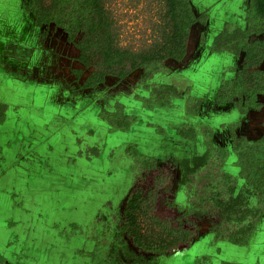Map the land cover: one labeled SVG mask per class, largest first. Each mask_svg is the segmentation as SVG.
<instances>
[{"label":"crops","instance_id":"crops-1","mask_svg":"<svg viewBox=\"0 0 264 264\" xmlns=\"http://www.w3.org/2000/svg\"><path fill=\"white\" fill-rule=\"evenodd\" d=\"M193 1L195 14L208 17L205 25L234 23L247 4ZM26 3L0 0V104L5 105L0 120V264H96V239L87 230L100 206L117 198L132 166L126 157L110 158L115 147L133 143L159 165L172 164L180 203L188 192L186 167L198 159L238 177L231 131L249 139L262 134L264 94L258 95V106L244 112L231 102L216 103L221 73L235 65L230 56L208 48L217 30L205 35L204 47H194L206 27L201 20L192 25L185 56L168 59L167 69L148 80L174 84L181 96L173 99L172 108L148 106L138 80L141 68L119 81L107 75L94 88H79L86 71L80 77L73 72L82 68L77 49L53 24L36 25ZM116 103L136 119L125 129L110 130L99 111ZM189 125L195 130L192 139L178 132ZM87 143L100 147L99 153L84 152ZM219 147L227 155L216 165ZM238 181L217 189L229 190ZM197 224L190 244L162 254L157 264H264V207L244 240L216 239L204 212L198 213Z\"/></svg>","mask_w":264,"mask_h":264},{"label":"trees","instance_id":"trees-1","mask_svg":"<svg viewBox=\"0 0 264 264\" xmlns=\"http://www.w3.org/2000/svg\"><path fill=\"white\" fill-rule=\"evenodd\" d=\"M26 11L33 14L36 25L52 23L75 45L77 58L90 69L81 87H95L106 75L123 78L137 67L142 68L140 80L145 81L165 69L168 58L180 60L184 56L190 26L197 19L189 0H27ZM245 20V28L226 26L214 36L211 44L213 50L243 54L234 77L224 78L216 93L218 104L231 101L240 111L256 105L257 94L264 93V70L259 67L264 60V36L252 37L264 32V0H249ZM129 21L134 25H129ZM180 94L174 85L158 83L152 86L144 102L148 106H164L170 103V98ZM4 108L5 105L0 104V111ZM99 116L108 123L110 130L125 129L136 119L120 103L110 110L101 109ZM179 133L190 139L195 136L191 126L180 128ZM231 136L238 177L215 170L212 176L215 186L227 188L241 179V183L253 192L254 206L264 207V132L252 140L233 132ZM124 151L137 167V177L150 179V183L144 197H141L143 189L140 187L132 193L122 209L114 239L129 237L139 248L162 254L189 244L198 226L188 210L176 211L171 217L180 227L177 236L168 233V238L159 236L156 241L141 233L135 211L140 206L137 200L154 201L157 180L162 179L166 166L157 165L154 158L141 154L132 143L126 144ZM93 154L98 151L94 150ZM214 154L217 162L214 164L218 165L219 159L226 158L227 150L215 148ZM211 230L215 231L216 239L225 235L218 227L211 226Z\"/></svg>","mask_w":264,"mask_h":264},{"label":"rangeland","instance_id":"rangeland-1","mask_svg":"<svg viewBox=\"0 0 264 264\" xmlns=\"http://www.w3.org/2000/svg\"><path fill=\"white\" fill-rule=\"evenodd\" d=\"M127 9L129 10L130 8L128 7ZM126 19L128 20V16ZM131 22L129 21V25H134ZM230 25L233 24L230 23ZM214 26L217 27L218 24H214ZM89 70L87 69L88 72ZM148 92L149 90H146L142 93L149 94ZM2 111L4 110H1L0 114H2ZM84 145L86 147H81V149L87 154H93L94 150H97L99 153L100 147H94L93 144L88 143ZM112 150L114 152L112 155L113 159H116L118 156L123 158L127 154L124 151V147H115ZM195 162L194 166L186 167V174L191 179V187L188 185V199L191 198L190 202L195 205L197 204L200 208L213 209L216 213L213 221L225 235L238 241L244 240L248 231L251 229L253 220L258 217L261 208L254 206L253 192L248 186H244L241 183L240 185L229 188V190L217 189L220 197L214 200L208 195L209 191L212 190L211 184H207L204 187L201 186V190L197 188L200 183L204 185V180L209 179L210 181L217 168L214 170L211 166H205L201 159ZM195 168L198 170L197 174L193 173L196 170ZM168 171L166 168L163 173L166 175ZM149 180L140 179L137 177L136 172L131 170L125 183L120 190H117V198L112 199L110 203L102 204L96 211V215L97 212L100 214L95 215L93 218L92 230H89V228L87 230L90 234L93 231L96 239V264H123V261L120 260L130 261L132 258H136V264H155L158 257L162 254L157 250L145 249V247L139 248L129 237L114 239L117 225L121 221L122 207L126 205L136 187L142 188L141 193H144L147 190ZM165 185L162 184L157 189V193L153 194L154 201H149L148 203L147 201L137 200L140 206L135 210L138 213L137 221L139 227L142 229L141 233L145 237L147 236L149 239L152 238L156 241L159 236L168 238L169 236L166 235L168 233L177 236L180 230L178 221L171 219L178 209L175 211V207L172 209V207L170 208V206L166 205L165 198L168 197L170 189L163 191Z\"/></svg>","mask_w":264,"mask_h":264},{"label":"flooded vegetation","instance_id":"flooded-vegetation-1","mask_svg":"<svg viewBox=\"0 0 264 264\" xmlns=\"http://www.w3.org/2000/svg\"><path fill=\"white\" fill-rule=\"evenodd\" d=\"M190 1V4H191V7H192V10H193V13L195 14V9H196V2H194L193 0H189ZM248 3H249V0H247V4L245 5V7H241V9H242V11H243V15H238L237 13L235 14V16H236V18H237V20H236V22H228V21H224L223 23H218V22H216V23H214V21H212V23L211 24H209V25H205V22H206V20L208 19V17H207V15L205 14V13H202L201 15H199V16H197L196 14H195V16L197 17V19L192 23V25L196 22V21H198V20H201L202 21V23H204L203 24V26L204 27H206V34H204V30L202 29L200 32H199V34L197 35V37H196V39H195V41H194V43H193V46L194 47H196V46H198V47H204V45H206L205 44V39H206V37H205V35H208V34H210V33H214V31L215 30H217V32H215V34H213L212 35V38H211V41H210V44L208 45V48L211 50V51H216V52H220L221 54H224V55H228V56H230L231 58H234L233 59V61H235V65H233V66H230V67H226V68H224V70L222 71V73H221V79H220V81H219V84L221 83V81L224 79V78H228V79H231V78H233L234 77V75H235V69L236 68H238V67H240V65H241V63H242V60H243V54L242 53H240L239 55H235V54H232V53H229V52H226V51H217V50H213L212 48H211V44H212V40H213V38H214V36L217 34V33H219L224 27H228V28H232V27H234V26H238V27H240V28H245L246 27V20H245V9H246V7L248 6ZM195 7V8H194ZM212 9H211V7H210V11H211ZM213 11V10H212ZM239 17L241 18V20L243 21V24L241 23V21L239 22ZM230 23H232L233 25H230ZM49 24H52V23H49ZM214 24H218V26L217 27H215L214 26ZM42 25V24H41ZM192 25L190 26V30H189V33H188V37H187V41H186V51H185V54H186V52H187V45H188V38H189V35H190V31H191V28H192ZM54 26V25H53ZM55 29H56V31H58L59 33H61L62 34V37L68 42V43H70V44H72L74 47H75V45L72 43V42H70V41H68L67 40V38H66V34H65V32H63L60 28H58V27H54ZM258 37V38H261V37H263L264 36V32L263 33H260V34H258V35H252V37ZM76 48V47H75ZM77 49V48H76ZM185 54H184V56H185ZM77 56H78V50H77ZM77 56H76V59L82 64V62L77 58ZM183 56V57H184ZM182 57V58H183ZM181 58V59H182ZM168 59H172V58H168ZM167 59V60H168ZM180 59V60H181ZM166 60V61H167ZM172 60H176V59H172ZM262 62H264V60L262 61ZM261 62V63H262ZM261 63H260V65H259V67L262 69V70H264L262 67H261ZM165 65H166V62H165ZM137 68H141V67H137ZM87 69H89V68H85L84 66H83V64H82V68L81 69H74V73H75V76L76 77H80V76H82V73H83V71H86L85 73H86V75H85V77L89 74V72H90V70H89V72L87 71ZM136 69V68H135ZM142 69V68H141ZM167 69V65H166V68L165 69H162V70H160V71H163V70H166ZM134 70V69H133ZM132 70V71H133ZM131 71V72H132ZM160 71H157V72H155L150 78H147L145 81H141L140 80V78H141V76H142V74H143V70H142V74L140 75V78L138 79L139 80V82L142 84V88H143V90L144 91H146V90H149V92H150V89L152 88V86L153 85H157L158 83H164V82H158V83H150L148 80L149 79H151L156 73H158V72H160ZM131 72H129L126 76H128ZM227 74H229V75H227ZM107 76V75H106ZM105 76V77H106ZM112 76H114V75H112ZM126 76H124L123 78H118L117 76H114V77H116L117 78V81H119V80H121V79H124ZM85 79V78H84ZM83 79V80H84ZM105 79V78H104ZM82 80V81H83ZM103 82V81H102ZM102 82H100V83H102ZM82 82H80L79 83V85H78V87L79 88H87V87H81L80 86V84H81ZM100 83H98V84H100ZM97 84V85H98ZM167 84H171V83H167ZM96 85V86H97ZM172 85H174V84H172ZM95 86V87H96ZM175 86V85H174ZM176 87V86H175ZM92 88H94V87H92ZM177 88V87H176ZM218 88H219V85H218V87H217V89H216V93H217V90H218ZM178 89V88H177ZM143 91V92H144ZM148 92V93H149ZM181 93V92H180ZM259 94H264V93H259ZM259 94H257V97H258V95ZM149 94H142L141 96H142V98L144 99L145 97H147ZM180 96H181V94H180ZM179 96V97H180ZM175 98H178V97H172V98H170V103L168 104V105H164V106H162V107H167V106H169V107H172L171 105H174V103H172V101H173V99H175ZM215 101H216V95H215ZM226 102H231V101H226ZM256 105H254V106H258V104H259V102H258V99H256ZM217 103V102H216ZM225 103V102H224ZM232 103V102H231ZM117 104V103H116ZM187 104H190V102H189V98L187 99ZM218 104V103H217ZM219 104H222V103H219ZM233 104V103H232ZM234 105V104H233ZM115 106V105H114ZM154 106V105H153ZM159 106V105H158ZM235 106V105H234ZM254 106H248L247 108H249V107H254ZM236 107V106H235ZM114 108V107H113ZM236 108H238V107H236ZM246 108V109H247ZM103 109V108H102ZM104 109H106V108H104ZM107 110H110V109H107ZM239 110V109H238ZM240 111V110H239ZM244 111H246V110H244ZM244 111H240V112H244ZM136 117V116H135ZM189 126H191V127H193L192 125H189ZM184 127V126H183ZM183 127H180V128H183ZM188 127V126H187ZM180 128H178V132H179V129ZM194 128V127H193ZM195 131V130H194ZM232 132L233 131H231V135H232ZM264 132V131H263ZM262 132V133H263ZM234 133V132H233ZM180 134V133H179ZM235 134V133H234ZM181 135V134H180ZM236 135V134H235ZM261 135V134H260ZM259 135V136H260ZM236 136H238V135H236ZM239 136H242V135H239ZM258 136V137H259ZM244 137H246V136H244ZM258 137H256V138H258ZM231 138H232V136H231ZM247 138V137H246ZM247 139H249V138H247ZM253 139H255V138H253ZM249 140H252V139H249ZM133 144V143H132ZM126 145V144H125ZM125 145L124 146H122V147H125ZM134 145V144H133ZM114 154V152H113V150H112V152L110 153V158H112V160L113 161H115V158L113 159V157H112V155ZM124 157H126V158H128V160H129V162H131L132 163V166H131V168H129V172L132 170H134L135 172H137L136 171V169H137V167L134 165V163H133V161H132V158H131V156L130 155H128V154H125V156ZM123 157V158H124ZM156 161V160H155ZM156 163H157V161H156ZM157 165H159L158 163H157ZM159 166H162V167H164V166H166V167H164V169H163V171L167 168L169 171H168V173L165 175L164 173H163V171H162V179H159V180H157V185H158V187L156 188V190H155V192L154 193H157V189H159L160 188V186L162 185V184H167V185H165L164 187H163V191H165V190H168V189H170V192H169V194H168V197H166L165 198V201H166V205L167 206H170V208L172 207V209L175 207V211H176V209H178V212H180V211H182V210H188L189 212H190V217H192L193 219H194V221H195V223L197 224V220H198V213H202V212H204V214H207L209 217H210V219H211V226H213V227H216L217 228V225L214 223V221H213V219H214V216H216V213H215V211L213 210V209H211V210H208V209H205V208H200V206H198L197 204L195 205L194 203H192V202H190V200H191V198H189L188 199V192H186V199L184 200V202L183 203H180V202H178V200H176V198H175V192H174V180H175V177H174V173H175V168L172 166V164H170V163H164V164H162V165H159ZM214 171V170H213ZM197 172H198V170L196 169V170H194V172L193 173H196L197 174ZM129 174V173H128ZM188 175L186 174V178H185V184L186 185H189L190 187H191V179L188 177ZM168 179V180H167ZM206 179V178H205ZM148 181V180H147ZM209 182H210V184L212 185V190L211 191H209V193H208V195L211 197V198H213L214 200L215 199H218L219 197H220V194H219V192L217 191V187L215 186V183H214V181H213V179H211V181H209V179H206V180H204V182H203V184L204 185H202L201 183L199 184V190H201L202 188H201V186H207V184H209ZM148 183V182H147ZM149 183H150V180H149ZM137 188V187H136ZM146 191L147 190H145L144 191V193H141V195L144 197L145 196V193H146ZM139 198V197H138ZM108 203H110V201L108 202ZM122 209H123V207H122ZM121 212H122V210H121ZM197 226H198V224H197ZM211 226H210V230H211ZM219 228V227H218ZM197 231H198V228H197ZM211 231H214V230H211ZM197 235V234H196ZM196 237V236H195ZM191 242V241H190ZM190 244V243H189ZM188 244H186V246H187ZM172 251V250H171ZM166 253H168V252H166ZM166 253H164V254H166ZM169 253H170V251H169ZM162 255V254H161ZM160 255V256H161ZM159 256V257H160ZM158 257V258H159ZM158 260V259H157ZM157 260H156V262H155V264H157ZM136 262H137V260H136V258H132L130 261H128V263L127 264H129V263H131V264H136Z\"/></svg>","mask_w":264,"mask_h":264}]
</instances>
